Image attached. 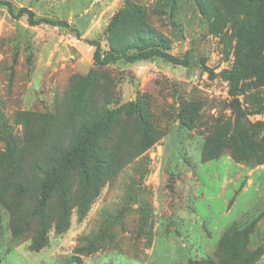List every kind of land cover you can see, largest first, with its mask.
<instances>
[{"label":"rangeland","instance_id":"374dc122","mask_svg":"<svg viewBox=\"0 0 264 264\" xmlns=\"http://www.w3.org/2000/svg\"><path fill=\"white\" fill-rule=\"evenodd\" d=\"M3 1L10 2L15 13L28 8L36 17L44 15L46 11L43 7L49 2ZM130 1L147 10L146 21L169 43L168 53L182 59L187 56L190 65L187 68L174 66L161 59L133 64L119 61L99 72H105L114 80L115 100L119 105L146 96L152 122L156 129L163 132V136L145 153L133 158L100 190L89 203V211L81 214L80 209L75 207L67 231L59 233L52 226L41 248L33 245L34 235L31 232L13 237L9 228L10 216L0 206V264H207L205 261L214 257H195L187 263V245H157L151 255V240L155 235L172 240L178 233L185 232L182 212L187 203L184 201L187 179L183 177V172L166 167L159 171L160 161L155 159L162 157V152L164 155H175L183 163L181 171H185V165H196L205 143L212 147L218 144L219 141L211 139L216 136L223 147L220 148L223 155L235 158L247 156L249 163L254 165H246L248 167L264 162V74L246 73L238 86L232 89L223 73L232 70L238 58L231 25L223 24L212 30L191 0H178L177 8L171 14L163 5L166 0ZM65 2L68 6H80V13L86 8L97 13L102 7L99 0ZM206 2L211 3L212 0ZM26 18L27 15L15 20L7 7L0 6V134L11 132L20 138L24 128L16 124L15 113L28 110L46 112L41 114L44 116H57L61 112L68 80L60 78L57 87L55 82L50 84L48 81L57 75L54 69L63 64L67 69V63L72 66L79 59H84L81 64L85 66L90 57L87 46L83 45L82 56L73 47L77 44L76 40L87 44L85 39L77 38L73 27L60 29L56 34V44L47 45L44 51L38 49L37 41L42 40L43 33L32 31L33 38L25 25ZM65 29L71 31L68 33ZM68 34L73 37L72 43H66L67 38L63 41L65 43L59 42L62 36L65 38ZM86 38L97 39L104 50L108 49L105 30ZM261 53L264 54V49ZM46 64L52 67L51 71L46 70ZM116 107L112 105V108ZM192 115L195 117L190 119L189 129L182 128L177 132L176 126L179 128L181 123L187 125ZM126 127L132 129L135 122L132 117L126 119L122 116L121 130ZM38 131L33 127L32 136H36ZM234 132L245 136L246 154L237 150L240 139L232 140ZM50 138L47 136L40 141L44 147L52 143ZM130 141L131 145L140 144L138 137H132ZM0 149H4L2 141ZM168 150L170 153H167ZM20 201L21 196L15 200ZM170 212L174 214L169 215ZM244 222L240 221V228L249 224ZM34 226L40 228L39 224ZM35 236L39 240L44 234L37 231ZM243 244L239 255L245 257L239 261L234 259L238 255L236 251L232 257V243L224 244L220 252L230 258L224 264H257L264 248L256 245L254 250L249 245L250 253L246 254ZM126 253H138L144 261L126 260L123 257ZM164 253L169 255L165 260Z\"/></svg>","mask_w":264,"mask_h":264},{"label":"trees","instance_id":"16d2710c","mask_svg":"<svg viewBox=\"0 0 264 264\" xmlns=\"http://www.w3.org/2000/svg\"><path fill=\"white\" fill-rule=\"evenodd\" d=\"M191 1L212 30L223 24L232 27L238 58L232 70L223 72L232 89L246 73L264 74V54L261 53L264 49V0ZM177 3L178 0H166L163 5L171 14ZM0 6L7 7L15 20L27 15L30 26L70 27L65 21L36 17L28 8L15 13L7 1L0 0ZM146 17L147 10L143 6L126 0L105 29L108 49L104 50L97 39L84 40L95 48L93 66L84 75L70 77L61 112L49 117L41 115L46 112L17 111L14 120L24 128L21 138L11 132L0 134L4 144V149H0V206L10 216L9 228L14 238L31 232L33 245L41 248L52 226L59 233L67 231L75 207L81 214L89 211V205L100 190L133 158L145 153L163 136L152 122L147 97L119 105L115 100L114 80L105 72H99L119 61L133 64L161 59L174 66L187 68L190 65L187 56L182 59L168 53L169 43L147 23ZM74 32L81 39V34L77 30ZM112 105L117 107L112 108ZM122 116L132 117L135 127L121 130ZM194 117L187 120V125L181 123L178 127L189 129L190 119ZM33 127L39 130L36 136L31 134ZM5 128L9 131L8 126ZM47 136L52 137L53 141L49 142L54 143L44 147L40 141ZM132 137H138L140 144L131 145ZM235 138L240 139L239 153L246 154L245 136L234 132L232 140ZM211 139L219 142L213 147L208 143L202 146L205 161L223 155L219 138L213 136ZM231 157L238 163L254 166L247 156ZM261 164L264 162L258 165ZM20 196L21 201L15 202ZM255 225L256 222H252L242 228L239 225L229 228L220 241L217 255L205 262L224 264L228 261L230 258L220 252L227 242L232 243V257L236 251L238 255L234 259L241 260L245 257L239 255L243 242L244 252L250 253L248 247ZM37 231L44 234L39 240L35 236Z\"/></svg>","mask_w":264,"mask_h":264},{"label":"crops","instance_id":"0c3cea01","mask_svg":"<svg viewBox=\"0 0 264 264\" xmlns=\"http://www.w3.org/2000/svg\"><path fill=\"white\" fill-rule=\"evenodd\" d=\"M99 2L102 6L99 12L96 13L92 9L86 8L84 12L80 13V6L78 5L72 4V6H68L65 0H49L43 7L46 12L42 17L66 21L70 27H73L74 30L81 34V39H87V36L104 32L110 19L123 6L124 0H99ZM76 4L79 3L76 2ZM25 25L31 35H33V38L34 31H42L43 38L37 41V47L43 51L47 45L51 47V43L55 42L56 34L59 33L60 29H63V27L50 25L30 26L28 23H25ZM66 30L69 33L70 29ZM48 33H51V36H48ZM70 34L65 38L62 36V40L60 39L59 42L65 43L63 41L67 38L66 43H72L73 37ZM76 43L73 47L79 52L80 56H82L81 51L84 49L83 45L88 47L89 62L83 66L81 63H84V59H79L75 65L71 66L69 64L68 66L67 63V69L64 64L59 69H54L57 70V75H54L55 79L48 82L50 84L55 82V87L60 85V78L69 81L72 75H84L93 66L95 48L85 44L82 40H76ZM46 65V70L51 71L52 67L48 66L49 64ZM59 70L61 71L58 72ZM65 70H67V73L64 74ZM63 83L65 84V82ZM64 84H62V88ZM175 129L177 132L181 130L177 126ZM167 153H170L169 150ZM174 156L164 155L162 152V157L155 160L160 161L159 171L163 167L170 168L169 170L179 171V173L183 172V177L187 179V191L184 194V201L187 203L184 204L185 207L182 212L184 213L182 218H184L185 222V232L182 234L178 233L176 239L172 240L163 235H155L151 240V255L154 254V249L157 245L170 246L171 244H176L187 245V263H189V259L195 260V257L198 259L213 258L218 253L220 241L225 232L232 226L239 225L241 220L245 221L243 224L256 222L255 230L250 236V246L255 250L257 249L255 246L260 245L259 248L262 246L263 249L264 164L248 167L236 162L230 155H223L217 159L205 161L201 150L196 165L191 167L187 164L184 167L185 171H181L183 163ZM173 159L175 160L173 161ZM213 163H215V166H213ZM170 214L173 215L174 212H170ZM173 228L175 229V226ZM168 248H164V250L166 251ZM168 256L167 253H164V260ZM123 257L126 260L144 261L143 256L138 253H126L123 254ZM257 264H264V250Z\"/></svg>","mask_w":264,"mask_h":264}]
</instances>
